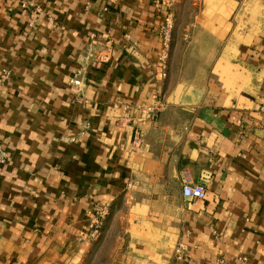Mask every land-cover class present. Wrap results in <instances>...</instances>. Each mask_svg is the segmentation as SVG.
Instances as JSON below:
<instances>
[{
    "label": "crops",
    "instance_id": "1",
    "mask_svg": "<svg viewBox=\"0 0 264 264\" xmlns=\"http://www.w3.org/2000/svg\"><path fill=\"white\" fill-rule=\"evenodd\" d=\"M4 68L0 264H264V0H0Z\"/></svg>",
    "mask_w": 264,
    "mask_h": 264
},
{
    "label": "built area",
    "instance_id": "2",
    "mask_svg": "<svg viewBox=\"0 0 264 264\" xmlns=\"http://www.w3.org/2000/svg\"><path fill=\"white\" fill-rule=\"evenodd\" d=\"M174 19H175L174 15L172 13L168 14L165 19L164 25L161 27V37H162L163 45H164V48H163L164 53H163L162 58L164 60L168 58V52H169V49L172 43L173 30L175 26ZM11 79H12L11 70L7 68L2 69L0 72V88L8 85ZM73 82L78 83L79 81L73 80ZM162 108H163V99L161 100L158 97L157 105H155L154 107L148 108L147 111L149 113L159 112L160 110H162ZM134 143L136 145L141 143V137L138 136V134L135 135ZM8 156H9V153H8L7 148L2 143H0V169L8 161ZM182 181H183V194L185 196L197 198V199H203L206 197L207 195L206 186L198 182H193L187 172L184 173ZM106 214H107V211L104 208L97 209V218H96V223L93 229V235L96 236L97 234L100 233L101 222L103 218L106 216ZM176 251H177L178 258H181L185 251L184 244L180 243Z\"/></svg>",
    "mask_w": 264,
    "mask_h": 264
},
{
    "label": "rangeland",
    "instance_id": "3",
    "mask_svg": "<svg viewBox=\"0 0 264 264\" xmlns=\"http://www.w3.org/2000/svg\"><path fill=\"white\" fill-rule=\"evenodd\" d=\"M183 8H184V4L182 3L181 5H180V12H182V10H183ZM174 20H175V26H174V30L176 29V23H177V18H176V16L174 15ZM174 30H173V36H174ZM172 42H173V37H172ZM171 45H172V43H171Z\"/></svg>",
    "mask_w": 264,
    "mask_h": 264
}]
</instances>
